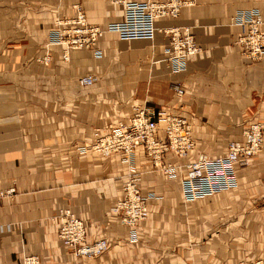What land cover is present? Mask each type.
<instances>
[{
    "label": "crops",
    "instance_id": "0c3cea01",
    "mask_svg": "<svg viewBox=\"0 0 264 264\" xmlns=\"http://www.w3.org/2000/svg\"><path fill=\"white\" fill-rule=\"evenodd\" d=\"M73 6L83 11L87 25L99 28L122 15L121 5L112 0H0V189L15 190L12 198L0 200V264H18L28 254L40 264L264 259V54L258 60L245 58L234 43L241 27L231 22L239 10H264V0H197L176 18L155 20L157 29L187 28L200 48L179 72L164 60L167 36L158 30L151 39L128 40L104 32L96 41L99 57L71 49L64 59L63 47L47 44V37L56 20L73 16ZM85 75L95 81L79 86L76 78ZM174 86L183 89L181 96ZM141 106L186 120L193 143L186 161L221 154L228 142H242L249 123L262 124L260 151L236 166L237 185L225 191L241 189L256 197L226 202V207L248 209L230 221L225 216L208 222L215 229L224 223L223 255L213 246L187 245L200 235L199 221L179 214L184 203L177 179L152 170L141 150L133 155L137 185L153 197L146 201L147 219L137 226L136 241H128L127 228L108 212L120 196L126 164L118 154L80 153L79 148ZM167 160L172 163L171 157ZM61 209L84 222L87 241L105 239L104 252L73 255L56 236L53 218ZM187 221L193 225L185 233ZM156 228L160 245L151 236ZM143 236L146 242H137Z\"/></svg>",
    "mask_w": 264,
    "mask_h": 264
},
{
    "label": "built area",
    "instance_id": "2783aa9c",
    "mask_svg": "<svg viewBox=\"0 0 264 264\" xmlns=\"http://www.w3.org/2000/svg\"><path fill=\"white\" fill-rule=\"evenodd\" d=\"M121 5L120 20L109 22L104 28L89 26L83 11L73 6L74 14L68 19H59L49 31L47 44L63 47L62 57L66 59L71 49L90 50L95 57L100 56L96 41L104 32H114L119 39H151L158 30L167 36V44L162 48L164 60L172 72L184 69L186 61L200 52L192 35L183 27L157 29L153 22L157 19L178 17L180 11L196 4L197 0H112ZM233 24L241 27V34L234 43L242 55L253 61L264 54V10H239L231 17ZM94 76L76 78L79 86H90ZM175 95L181 96L183 89L174 86ZM162 126H159V122ZM242 142L230 141L223 153L215 156L198 154L186 161L193 143L189 124L183 117L163 113L160 108L136 107L125 119L108 127L103 134H95L80 153L91 151L102 156L118 154L126 164L122 176L120 196L114 200L108 212L117 222L124 225L128 241L137 238V226L147 216L146 201L152 193L142 194L138 188V173L133 168V155L141 150L148 159L152 170L161 172L168 179H177L181 201H193L211 197L228 191L237 185L235 168L246 165L249 159L262 147V124L249 123L242 132ZM171 157L172 163L167 160ZM14 188L0 189V200L13 196ZM57 224L56 236L75 256L95 257L107 247L103 238L86 240V226L81 219L66 209L59 210L53 218ZM18 264H40L36 255H22ZM235 264H264V259L254 261L239 260Z\"/></svg>",
    "mask_w": 264,
    "mask_h": 264
},
{
    "label": "rangeland",
    "instance_id": "374dc122",
    "mask_svg": "<svg viewBox=\"0 0 264 264\" xmlns=\"http://www.w3.org/2000/svg\"><path fill=\"white\" fill-rule=\"evenodd\" d=\"M15 194V190L13 195ZM248 192L244 191L242 194L241 189L231 191V192H223L219 193L217 195L206 197L203 199H199L196 201H193L191 203H184L180 207L179 214L184 215L185 217H188L189 220H197L199 222H196V225H200V235H196L195 239L190 240V242L187 245H193L196 244V246L200 248L207 249L209 246L216 247V251L219 254H224L225 251V239H224V230L223 226L224 223H217L216 229L215 227H209V221L218 218L225 220V216H227L226 220L230 221L232 215L241 214L242 210H247V207H226V202L235 200V199H241V198H255L251 197L250 195H247ZM12 198V196H10ZM160 203V202H159ZM155 204L159 209H162V204ZM162 206V207H161ZM161 207V208H160ZM258 210L259 208H249V210ZM230 217V218H229ZM195 218V219H194ZM147 216L139 226H142L144 221H146ZM188 220V221H189ZM185 222L183 223V226L186 227L184 230L185 233H187V230H190L189 228L193 225V222ZM162 225L161 223L156 224V227H160ZM155 229L156 231H153L151 236L156 240V243L158 245L161 244V232L159 229ZM137 242L144 243L146 242L145 236L140 238ZM245 260V259H241ZM239 261V260H238Z\"/></svg>",
    "mask_w": 264,
    "mask_h": 264
},
{
    "label": "bare ground",
    "instance_id": "6f19581e",
    "mask_svg": "<svg viewBox=\"0 0 264 264\" xmlns=\"http://www.w3.org/2000/svg\"><path fill=\"white\" fill-rule=\"evenodd\" d=\"M169 19V18H168ZM60 241V240H59ZM61 242V241H60ZM38 258V257H37ZM39 260V259H38Z\"/></svg>",
    "mask_w": 264,
    "mask_h": 264
}]
</instances>
